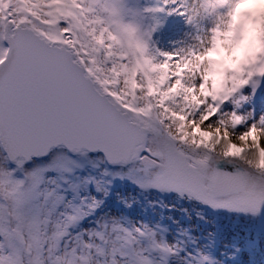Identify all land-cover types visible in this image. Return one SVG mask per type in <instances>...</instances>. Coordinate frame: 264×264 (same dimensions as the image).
I'll list each match as a JSON object with an SVG mask.
<instances>
[{
    "label": "snow or ice",
    "instance_id": "obj_1",
    "mask_svg": "<svg viewBox=\"0 0 264 264\" xmlns=\"http://www.w3.org/2000/svg\"><path fill=\"white\" fill-rule=\"evenodd\" d=\"M158 13L197 42L157 46L145 20ZM86 151L137 172L141 190L264 213V0H0V264L175 255L147 226H83L48 173Z\"/></svg>",
    "mask_w": 264,
    "mask_h": 264
},
{
    "label": "rangeland",
    "instance_id": "obj_2",
    "mask_svg": "<svg viewBox=\"0 0 264 264\" xmlns=\"http://www.w3.org/2000/svg\"><path fill=\"white\" fill-rule=\"evenodd\" d=\"M124 3L129 9L143 8L142 0H124ZM157 16L178 36L179 30H172L175 15L158 13ZM145 23L154 24L149 16ZM154 39L164 50L197 42L187 37L165 49L158 31ZM66 158L71 161L66 170L50 171L48 175L55 177L58 186H63L75 206L87 211L84 227L89 226V221L128 229L150 227L158 239L175 250L168 264H264V213L249 215L213 209L194 200L178 198L175 193L162 195L141 190L137 186V172L125 166L111 170L100 154L67 153Z\"/></svg>",
    "mask_w": 264,
    "mask_h": 264
},
{
    "label": "bare ground",
    "instance_id": "obj_3",
    "mask_svg": "<svg viewBox=\"0 0 264 264\" xmlns=\"http://www.w3.org/2000/svg\"><path fill=\"white\" fill-rule=\"evenodd\" d=\"M143 4L142 7H146V6H155L156 3H159L160 0H142ZM155 4V5H154ZM150 19L152 20V22L154 24H157V31L160 34V38L163 40V42L161 43V45L163 46V48H168L170 49L171 46H176V44H178L180 39L183 38H187V37H192L195 39V30L191 29L189 27H187L182 18L175 16L176 17V22L174 23V27L173 29H178L179 33L178 36H174V33H172L169 29L165 27V21L160 19L157 14H155L154 18L152 15H149ZM175 17L173 18V20L175 19ZM223 12L222 11H218L214 16H210L209 20L212 22H216L217 24H221L223 23ZM218 151H220L221 149L218 148Z\"/></svg>",
    "mask_w": 264,
    "mask_h": 264
},
{
    "label": "water",
    "instance_id": "obj_4",
    "mask_svg": "<svg viewBox=\"0 0 264 264\" xmlns=\"http://www.w3.org/2000/svg\"><path fill=\"white\" fill-rule=\"evenodd\" d=\"M87 152V151H86ZM87 153H89V154H94V153H100L102 156H103V153L102 152H87ZM77 154V153H76ZM106 162L109 164V165H113V164H111L110 162H108L107 160H106Z\"/></svg>",
    "mask_w": 264,
    "mask_h": 264
}]
</instances>
